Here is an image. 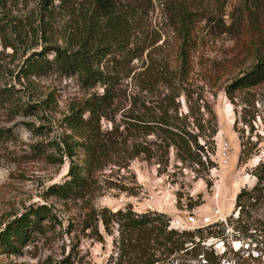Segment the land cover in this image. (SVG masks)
<instances>
[{"label":"rangeland","instance_id":"obj_1","mask_svg":"<svg viewBox=\"0 0 264 264\" xmlns=\"http://www.w3.org/2000/svg\"><path fill=\"white\" fill-rule=\"evenodd\" d=\"M216 1L224 3L222 15L207 21L219 13ZM41 3L4 0L0 5V92L5 91L12 102V106L0 105V230L33 206H46L57 221L44 234H36L19 246L17 252H0V264H115L117 226H110L111 232L105 229L99 221L103 209L116 212L131 205L138 213H163L179 231L207 227L235 215L236 195L255 184L251 170L264 160V85L235 90L231 95L226 87L257 58H264V0H206L210 14L199 24L190 83L172 92L183 114L188 106L195 108L199 95L212 109L211 115L204 116L216 119L211 155L216 168L212 174L197 175L184 169L173 154L168 167L163 163L160 167L158 159L147 161L145 156L129 161L131 140L126 133L123 137L113 135L120 145L112 151L110 163L92 173L84 198L67 202L52 192L70 168L61 143L67 130L61 122L72 103L101 89L97 86L86 91L75 76L54 70L27 73L26 60L33 53L63 45L61 21L56 16L45 18L44 13L41 17ZM40 23H49L53 30L40 29ZM143 36L148 38L147 50L129 64L132 75L142 72L154 59L162 65L175 59V39L158 7L150 13ZM217 67L225 69L220 80H210L209 84L201 80L206 72L214 74ZM133 94L147 102L157 97L140 92L131 79L123 81L117 103L108 114L121 131ZM32 105L38 107L26 110ZM101 125L103 131L112 127L107 120ZM228 234L226 244L217 239L208 241L223 256L222 264H243L245 260L249 262L244 264H264V257L252 262L248 255H257L254 248L236 240L232 231Z\"/></svg>","mask_w":264,"mask_h":264},{"label":"trees","instance_id":"obj_2","mask_svg":"<svg viewBox=\"0 0 264 264\" xmlns=\"http://www.w3.org/2000/svg\"><path fill=\"white\" fill-rule=\"evenodd\" d=\"M3 2L0 0V5ZM215 5L219 13L207 21L222 15L224 3L216 1ZM156 7L173 33L175 59L163 65L154 59L142 72L132 75L129 64L147 50L148 38H144L143 29ZM208 7L206 0H42L41 17L56 16L61 21L58 26L63 45L33 53L26 60L27 73L38 75L54 70L75 76L86 91L97 86L101 89L72 103L62 119L67 134L61 143L70 168L66 179L52 188L54 196L63 202L84 198L92 173L109 164L112 151L120 145L114 136L123 137L124 133L133 148L129 161L145 156L147 161L158 159L160 167L162 163L168 167L173 154L184 169L197 175L212 174L216 168L211 159L216 119H204L212 114V109L199 95L195 108L188 106V112L183 114L172 94L190 83L199 24L203 16L210 14ZM38 26L53 30L49 23ZM214 72H206L201 80L208 84L210 80L218 81L225 69L217 67ZM127 79L140 92L157 97L147 102L137 94L131 95L129 111L123 119L125 128L121 131L118 124L108 119V114L117 103L120 85ZM262 85L264 58H257L247 72L227 85L226 92L231 95L235 90ZM11 103L10 96L1 91L0 105L12 106ZM35 107L38 106L26 110ZM102 120L111 122L110 130H102ZM146 137L155 140L145 141ZM251 175L256 182L236 195L235 215L192 231L171 227L170 219L163 213H138L131 205L116 212L103 209L99 221L105 229L111 232L110 226H117L115 264H222L223 256L208 241L217 239L226 244L231 231L236 240L248 243L257 252L255 257L249 253L250 260L259 261L264 257V160L251 170ZM56 221L46 206L29 207L0 230V252H17L19 246L32 241L36 234H44Z\"/></svg>","mask_w":264,"mask_h":264},{"label":"built area","instance_id":"obj_3","mask_svg":"<svg viewBox=\"0 0 264 264\" xmlns=\"http://www.w3.org/2000/svg\"><path fill=\"white\" fill-rule=\"evenodd\" d=\"M225 150H226V149H224V153H223V154H224V156H226V155H227V152H226ZM191 221L193 222V221H194V219H193V218H191ZM207 221H208L207 219H204V222H206V223H207Z\"/></svg>","mask_w":264,"mask_h":264}]
</instances>
